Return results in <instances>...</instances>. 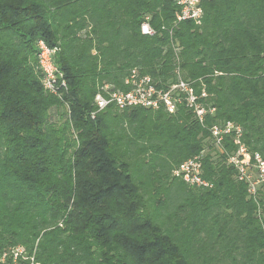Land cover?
Listing matches in <instances>:
<instances>
[{"label": "trees", "instance_id": "trees-1", "mask_svg": "<svg viewBox=\"0 0 264 264\" xmlns=\"http://www.w3.org/2000/svg\"><path fill=\"white\" fill-rule=\"evenodd\" d=\"M0 0V260L33 264H264V185L254 200L210 128L232 121L264 159V0ZM155 35H144L145 16ZM39 41L66 87L46 90ZM136 69L158 86L193 80L203 123L141 106L96 112L104 83ZM209 186L173 170L197 157Z\"/></svg>", "mask_w": 264, "mask_h": 264}, {"label": "built area", "instance_id": "built-area-1", "mask_svg": "<svg viewBox=\"0 0 264 264\" xmlns=\"http://www.w3.org/2000/svg\"><path fill=\"white\" fill-rule=\"evenodd\" d=\"M178 11L176 12V21L192 20L196 24L201 22L203 16L202 0H174ZM150 17H144L140 24V31L144 35H155L157 32L150 25ZM38 63L41 68L43 78V87L51 92H57L66 87V80L63 72L58 68L54 61L56 47H50L43 41H39ZM176 80L167 84V86H158L154 79L148 74H141L133 69L127 75L122 87H116L110 83H104L94 95L95 110L90 112V117H94L96 112L103 111L109 106H114L118 110H124L131 107L141 106L144 108L158 109L164 108L169 113H174L178 107L185 104L199 120L203 123L208 112H213L214 108L209 107L204 99L207 92L204 86L200 92L194 87L193 80H184L179 70H176ZM212 143L223 152L222 141L226 134L233 136V143L236 146L226 157L227 163L236 170L237 178L248 185V192L254 195L258 188L264 185V159L254 152L252 153L242 139V128L232 122L226 121L221 125H214L210 128ZM173 174L179 177L185 183L191 186H209V183L202 176V165L198 156L182 161L173 170ZM12 260L7 263L5 256L0 260V264H26L18 261L17 257L24 256L23 249L17 247L10 252ZM28 257H23L26 261H31ZM2 262V263H1Z\"/></svg>", "mask_w": 264, "mask_h": 264}, {"label": "rangeland", "instance_id": "rangeland-1", "mask_svg": "<svg viewBox=\"0 0 264 264\" xmlns=\"http://www.w3.org/2000/svg\"><path fill=\"white\" fill-rule=\"evenodd\" d=\"M256 193H257V192H256ZM256 193H255L254 195H252V198H253L254 200H256V198H257V194H256ZM26 262H28V263H26V264H30L31 261H26ZM1 263H2V262H1ZM2 264H4V263H2Z\"/></svg>", "mask_w": 264, "mask_h": 264}]
</instances>
